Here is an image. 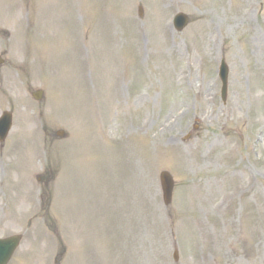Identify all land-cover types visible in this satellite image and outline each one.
<instances>
[{"label":"rangeland","instance_id":"obj_1","mask_svg":"<svg viewBox=\"0 0 264 264\" xmlns=\"http://www.w3.org/2000/svg\"><path fill=\"white\" fill-rule=\"evenodd\" d=\"M255 35L264 57V0H0L9 264H264Z\"/></svg>","mask_w":264,"mask_h":264},{"label":"water","instance_id":"obj_2","mask_svg":"<svg viewBox=\"0 0 264 264\" xmlns=\"http://www.w3.org/2000/svg\"><path fill=\"white\" fill-rule=\"evenodd\" d=\"M182 21H185L184 24L179 25V29H182L183 26L187 23L188 19L184 15L182 16ZM224 72V82L226 81V73L227 68L226 66L223 67ZM226 88L224 87V94H225ZM11 115L5 114L2 119L0 120V132L3 135V139L5 135L8 133L10 127H11ZM163 189H164V198L166 203L171 202L172 198V191H173V180L171 175L168 172H163L161 175ZM21 236H12L10 238L6 239H0V264H7L9 259L11 258L12 254L14 253L15 249L19 245Z\"/></svg>","mask_w":264,"mask_h":264},{"label":"bare ground","instance_id":"obj_3","mask_svg":"<svg viewBox=\"0 0 264 264\" xmlns=\"http://www.w3.org/2000/svg\"><path fill=\"white\" fill-rule=\"evenodd\" d=\"M250 29H254L252 26H249V30ZM260 39L259 36L255 35L252 39H251V45L254 47V55H256L258 57V61H262L264 60V57L262 56L261 53H259V47H260ZM263 58V59H262Z\"/></svg>","mask_w":264,"mask_h":264}]
</instances>
